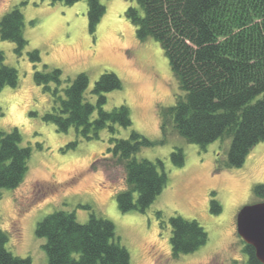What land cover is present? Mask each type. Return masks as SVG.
<instances>
[{
	"label": "rangeland",
	"instance_id": "rangeland-1",
	"mask_svg": "<svg viewBox=\"0 0 264 264\" xmlns=\"http://www.w3.org/2000/svg\"><path fill=\"white\" fill-rule=\"evenodd\" d=\"M136 1L99 0L105 12L92 33L86 0L72 4L0 0V18L14 6L20 7L27 40L18 55L13 42L0 39L4 63L14 67L18 76L16 86L0 89V130L17 128L21 145L31 149L23 180L15 188L3 189L0 197V228L7 236L6 247L16 256L29 257L31 264H47L41 247L45 239L36 236V224L53 211L65 210L73 211L82 223L90 212L111 220L115 240L127 248L130 264H245L236 215L243 206L264 200L252 192L253 185L264 184V141L254 145L237 167L225 166L230 137L201 147L169 128L160 142L162 110L173 105L182 91L159 42L137 38L125 16ZM34 49L40 54L36 69L47 65L61 70V85H49L51 90L56 86L61 96L66 81L86 73L89 84L84 98L95 103L94 82L103 72H113L121 88L106 93L103 108L127 105L131 126H115L114 134L103 128L98 137L86 139L74 127L58 131L45 121L43 116L51 111L54 98L34 81L28 56ZM131 130L152 141L135 153L136 159L160 160L167 174L165 187L144 212L119 210L116 193L127 188L125 170L107 152L111 138H128ZM71 142L75 145L68 146ZM175 148L184 153L181 166L171 161ZM211 191L221 205L217 214L209 210ZM173 215L196 220L207 232L205 244L173 257L169 241Z\"/></svg>",
	"mask_w": 264,
	"mask_h": 264
},
{
	"label": "trees",
	"instance_id": "trees-1",
	"mask_svg": "<svg viewBox=\"0 0 264 264\" xmlns=\"http://www.w3.org/2000/svg\"><path fill=\"white\" fill-rule=\"evenodd\" d=\"M50 1L72 4L78 0ZM86 1L88 28L93 33L105 6L99 0ZM125 16L137 38L152 37L159 42L182 91L173 105L162 110L160 142L165 141L169 128L201 147L230 137L225 166H240L251 148L264 141V0H137ZM23 27L24 17L17 5L0 18V39L13 42L18 55L27 43ZM28 56L34 66V81L50 90L54 98L43 119L58 131L74 127L83 138L93 139L103 128L114 134L115 126H131L127 105L103 108L106 93L121 88L113 72H103L94 82L96 101L91 103L84 98L89 84L86 73L66 81L61 96L56 86L53 90L49 86L61 85V70L47 65L36 69L40 62L36 49ZM17 81V70L4 63L0 52V89L14 87ZM151 145L152 141L136 130H131L128 138L110 139L107 152L125 170L127 188L116 193L122 212H144L166 185L167 174L160 160L154 163L135 157L141 147ZM30 154L31 149L21 145L17 128L0 130V197L3 189L21 183ZM170 158L174 165H183L182 149L172 150ZM252 192L264 198V184L253 185ZM215 196L211 191L209 210L217 214L221 205ZM169 224L173 257L193 252L207 241V232L194 219L173 215ZM35 234L45 239L41 247L47 264H130L127 248L115 240L113 222L93 212L82 223L73 211H53L37 222ZM243 243L245 264H262L254 247ZM6 244L7 236L0 228V264H31L29 257L12 254Z\"/></svg>",
	"mask_w": 264,
	"mask_h": 264
},
{
	"label": "water",
	"instance_id": "water-1",
	"mask_svg": "<svg viewBox=\"0 0 264 264\" xmlns=\"http://www.w3.org/2000/svg\"><path fill=\"white\" fill-rule=\"evenodd\" d=\"M236 231L246 244L254 247L256 258L264 264V200L240 208Z\"/></svg>",
	"mask_w": 264,
	"mask_h": 264
}]
</instances>
